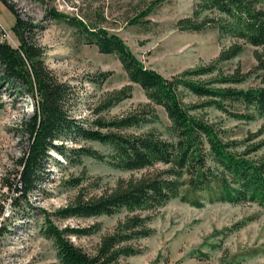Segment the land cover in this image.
Instances as JSON below:
<instances>
[{"label":"trees","instance_id":"1","mask_svg":"<svg viewBox=\"0 0 264 264\" xmlns=\"http://www.w3.org/2000/svg\"><path fill=\"white\" fill-rule=\"evenodd\" d=\"M170 1L150 0L130 23L150 24L146 18ZM196 1L211 14L201 20L198 12L183 18L177 23L179 30L199 33L214 28L220 37L231 38L233 43L208 65L170 78L146 67L121 37L98 25L105 19L102 14L71 18L50 12L53 19L65 20L79 29L87 44L96 46L100 53L114 55L128 78L127 86L107 93L93 109L94 120L80 121L73 116L78 99L74 87L61 81L47 65L46 50L39 42L44 27L24 18L9 0H1L15 17L12 33L19 45L14 47L4 40L6 33L0 25V88L6 85L28 95L34 103L32 116L17 126L20 137L29 139L28 151L17 161L20 170L16 177L4 187L12 194L16 211L29 207L44 216L41 232L53 241L60 264H122L123 259L140 254L136 243L153 235L150 224L154 213L176 199L195 208L208 203H251L264 210V122L256 132L236 139L224 125L200 114L214 108L237 121L264 120V7L261 0ZM247 46L256 48L257 65L250 71L238 66L225 72L221 65L241 56ZM111 75L99 73L90 81L100 86ZM251 79L259 82L248 85ZM134 85L149 100L142 110L113 119L101 115L130 99ZM187 97L196 100L187 103ZM156 106L164 109L170 121L167 138L154 131L127 133L157 120ZM86 142L109 146L111 153L87 147ZM54 154L72 166L93 158L123 172L143 173L120 178L114 187L99 194L89 192V188H100L99 182L86 187V178H72L67 186L80 190L69 205L51 214L34 208L30 197L47 176V164ZM123 212L125 217L101 235L93 253L76 246L70 236L98 235L102 223L61 229L52 219L112 217ZM8 232L6 226L0 228V236Z\"/></svg>","mask_w":264,"mask_h":264},{"label":"rangeland","instance_id":"2","mask_svg":"<svg viewBox=\"0 0 264 264\" xmlns=\"http://www.w3.org/2000/svg\"><path fill=\"white\" fill-rule=\"evenodd\" d=\"M9 1L17 6L24 18L44 27L39 42L46 50L47 65L61 81L74 87L78 99L73 116L80 121L94 120L93 109L107 93L127 86L128 78L114 55L102 54L96 46L87 44L79 29L65 20L53 19L51 11L71 18L102 14L105 19L100 23L96 19L98 25L121 37L146 67L167 78L208 65L233 43L231 38L220 37L214 28L199 33L179 30V20L194 17L197 12L200 20L211 14L196 0L164 3L146 18L150 22L148 25H132L130 20L150 0ZM260 5L264 7V0ZM14 24V15L0 0V25L6 33L4 40L18 47V40L12 33ZM255 50L247 46L241 56L222 64V69L231 72L240 66L244 71H250L257 65ZM103 72L112 73L105 83L97 86L90 81V77ZM258 82L251 79L248 85ZM194 100V97L185 99L187 103ZM148 103L144 91L134 85L130 99L101 115L107 119L123 117L142 110ZM155 109L157 120L132 128L127 133L154 131L167 138L170 121L162 107L156 106ZM33 112L34 103L28 95L18 94L6 85L0 88V228L6 226L9 230L5 236H0V264H60L53 241L41 232L44 216L29 207L23 212L16 211L12 207V194L4 187L8 180L16 177L20 170L17 161L29 147L28 137L21 138L17 126ZM200 114L211 122L224 125L236 139L256 132L264 122L263 119L237 121L214 108H207ZM84 145L106 155L111 153L109 146L98 142ZM54 156L47 164L48 173L39 190L30 197L34 208L51 214L69 205L80 190L67 186L66 182L72 178H86V187L99 182L100 188H89L90 193L99 194L107 187H114L120 178L143 173L123 172L93 158H84L81 164L72 166L57 154ZM125 215L123 212L112 217L60 219L53 216L52 219L61 229L102 223L103 230L98 235L70 236L76 246L93 253L101 235L110 232ZM150 225L153 235L136 243L140 254L123 259L122 264H264V210L256 204L208 203L203 208H195L176 199L156 211Z\"/></svg>","mask_w":264,"mask_h":264}]
</instances>
